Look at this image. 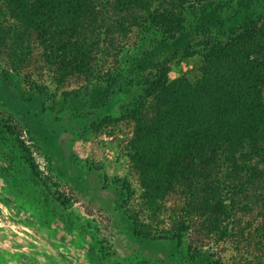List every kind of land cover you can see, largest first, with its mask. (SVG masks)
Returning a JSON list of instances; mask_svg holds the SVG:
<instances>
[{
    "label": "trees",
    "instance_id": "obj_1",
    "mask_svg": "<svg viewBox=\"0 0 264 264\" xmlns=\"http://www.w3.org/2000/svg\"><path fill=\"white\" fill-rule=\"evenodd\" d=\"M100 1L0 0V47L11 57L0 75L23 100L36 94L48 100L53 95L45 86L22 87V71L38 50L60 80L76 77L77 88L62 92L56 110L75 118H90L115 93L133 94L125 107L138 119L131 149L142 183L179 197L174 210L182 219L159 238L182 245L187 234L206 232L218 244L244 235L241 216L256 211L254 230L264 239V0L261 12H252L257 0H115V14L129 7L132 14L123 16L139 38L114 55L97 46L111 27V3ZM214 33L218 40L208 41L200 78L171 80L162 56L185 61L192 41ZM109 55L116 64L107 67ZM2 146L39 176L29 146L0 120ZM116 183L131 194L127 182ZM259 248L264 256V244Z\"/></svg>",
    "mask_w": 264,
    "mask_h": 264
},
{
    "label": "rangeland",
    "instance_id": "obj_2",
    "mask_svg": "<svg viewBox=\"0 0 264 264\" xmlns=\"http://www.w3.org/2000/svg\"><path fill=\"white\" fill-rule=\"evenodd\" d=\"M109 1L111 27L97 46L114 55L122 46L133 48L139 36L123 16L132 14L129 7L118 15L115 0ZM261 2L257 0L252 12H261ZM215 33L192 41L185 61L162 56L171 80L200 78L208 41L218 40ZM114 61L109 55L105 65ZM10 63L9 49L0 47V69H9ZM47 66L36 50L22 71L24 90L41 84L53 95L46 101L40 94L23 100L0 75V120L20 134L40 172L33 175L16 150L0 147V264H210L214 258L222 264H264L259 248L264 239L254 230L256 211L241 216L244 235L228 236L218 244L206 232L187 234L182 245L159 238L182 219L174 210L179 197L171 190L151 192L142 183L131 149L138 119L125 107L133 94H113L90 118L58 114L62 92L77 88V79L60 80ZM93 120L97 122L90 128ZM118 179L130 185L131 194Z\"/></svg>",
    "mask_w": 264,
    "mask_h": 264
}]
</instances>
